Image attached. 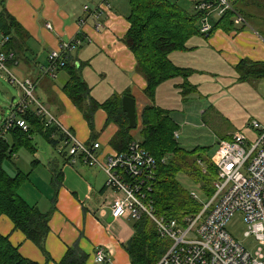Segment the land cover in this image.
<instances>
[{
	"label": "trees",
	"instance_id": "obj_1",
	"mask_svg": "<svg viewBox=\"0 0 264 264\" xmlns=\"http://www.w3.org/2000/svg\"><path fill=\"white\" fill-rule=\"evenodd\" d=\"M183 1L127 0L126 21L129 29L121 41L132 53L136 62L135 72L146 82L143 94L151 101L154 100L158 86L177 78L181 80L178 89L183 100L198 95L197 87L189 81L195 71L178 67L170 59L174 53L187 52V43L194 37L208 40L218 30L227 34L239 33L247 29V25L264 36V0H227V9L220 14L216 12L210 15L199 9V0H193L192 8H187ZM207 2H212L213 5L218 3L216 0ZM4 3L5 0H0V40L6 39V43L0 50L14 54V60L7 63L10 69V66L17 64L29 52L28 41L31 37L7 12ZM88 12H92L90 8ZM237 17H241L247 25L236 23ZM81 20L84 18H79L78 22ZM204 20L211 27L207 33L201 32ZM83 42L84 36L79 32L69 45L78 50ZM72 52L61 53L64 65L56 69L53 78L59 72L66 74L67 81L62 92L82 114L90 129L91 141L96 138L93 116L97 110H103L107 117L105 124L112 123L117 127L109 141V146L115 153H125L133 140H137V136V141L155 160V179L151 195L155 214L181 220L200 212L201 201L212 196V184L217 179L216 168L211 162L208 149L181 148L175 136L178 126L169 117L167 110L154 104L143 109L139 116V126L137 123L135 129H129L128 120L121 109L122 97L130 96L128 91L122 95L114 93L104 102L95 100L91 94L92 88L82 75L88 63L80 61ZM235 71L240 82L264 79V63L244 59L235 67ZM34 97L39 101L38 97ZM18 117L25 120L28 126L26 132L14 126L0 134V217H7L15 230L20 231L28 241L37 246L46 258L45 264H48L51 258L45 251L44 244L50 232L49 220L55 209V198L52 199L53 206L46 213L41 212L35 205H29L19 192L31 172L23 174L17 171L11 176L4 170L3 164L10 161L20 149H25L34 157L37 153L33 143L35 136H40L57 149L56 154L62 159V165L70 164V157L67 155V147L63 145L62 131L55 124L47 125L45 116L37 115L31 106ZM230 138L231 136H226L220 140L228 141ZM60 145L63 147L58 151ZM31 165L38 166V161L33 160ZM51 174V184L57 190L63 176L61 169L57 168ZM180 174L186 175L200 190L204 197L201 201L182 187L178 180ZM133 222V236L123 245L129 256V264H157L169 249L171 241L160 237L156 225L147 217ZM87 259L88 256L75 244L67 248L63 259L57 264H85ZM0 264L38 263L23 258L18 248L11 244L9 237L0 234Z\"/></svg>",
	"mask_w": 264,
	"mask_h": 264
},
{
	"label": "crops",
	"instance_id": "obj_2",
	"mask_svg": "<svg viewBox=\"0 0 264 264\" xmlns=\"http://www.w3.org/2000/svg\"><path fill=\"white\" fill-rule=\"evenodd\" d=\"M101 3L102 0H5L4 5L7 12L31 37L28 41L29 52L17 64L10 66L11 72L18 74L22 80L28 78L32 81L39 101L55 110L58 122L69 129L78 141L88 146L98 143L100 147L97 153L101 155V162H104L109 154L115 153L109 146V141L117 127L112 123L106 125L105 112L97 110L93 116L96 138L91 141L90 129L82 114L62 92L67 81L66 74L59 72L53 78L43 72L51 51L59 49L63 43L73 41L79 32L82 33V47L72 53L80 61L88 63L82 75L92 88V94V82L97 80L107 86L110 96L114 93L122 95L128 91L135 99L138 126L143 109L153 104L167 110L169 117L175 122L172 108L174 103L179 102L184 107L194 95L183 100L178 89L181 80L177 78L158 86L153 101L146 98L143 94L146 82L135 72V59L121 41L129 29L126 21L128 8L119 0H105L108 7L102 6L103 11L95 19L93 13ZM87 5L92 12L86 14L83 7ZM79 18H84L82 25L78 22ZM97 24L102 27L96 29ZM47 25L52 28L47 29ZM187 47V52L174 53L170 59L178 67L195 71L189 81L197 87L200 96L198 83L204 78H195L198 74H205L199 67L201 64L205 65L216 59L224 67H229V72L244 59L264 63V40L249 26L239 33L227 34L218 30L208 40L194 37L187 43ZM57 80L59 87L54 83ZM58 159L56 165L60 167L63 176L56 193L45 187L42 189L40 181L33 178V172L20 189V192L24 190L29 199L42 196L46 201L52 202L55 198V209L49 220L50 232L44 244L45 251L51 258L48 264L59 263L67 248L75 244L88 256L85 264H99L95 262L98 250H102L107 256L102 264H129V256L123 245L133 236L134 222L129 219L113 220L110 217V203L114 193L105 188L106 177L103 171L96 166L87 167L80 159L65 165H62L60 157ZM37 161L40 165V160ZM50 163L53 164L46 162V165ZM51 175L45 180L49 182L50 189L53 188ZM29 193L33 196H28ZM48 209L49 207L46 208ZM13 227L7 217H0V234L9 237L21 256L32 262L45 264L46 258L37 246Z\"/></svg>",
	"mask_w": 264,
	"mask_h": 264
},
{
	"label": "built area",
	"instance_id": "obj_3",
	"mask_svg": "<svg viewBox=\"0 0 264 264\" xmlns=\"http://www.w3.org/2000/svg\"><path fill=\"white\" fill-rule=\"evenodd\" d=\"M199 1V9L209 15L216 12L220 14L229 7L227 0H216V5L207 2L209 0ZM102 6L108 7L107 4L100 5L93 13L95 19L103 11ZM83 11L87 13L89 7L84 6ZM236 23L247 25L241 17H237ZM80 24H83V20ZM46 27L49 30L52 28L51 25ZM100 27V24L96 25V29ZM210 28L209 23L204 20L201 32L207 33ZM5 43L6 39H3L0 46ZM73 50L75 46L63 43L59 49L52 51L43 72L53 77L56 69L64 65L61 53ZM13 60V53L0 50V75H4L11 85L17 86L22 92L20 102L12 109L0 134L14 126L26 132L28 126L18 115L34 106L37 115L45 116L47 125L55 124L62 131L63 145L68 149L70 164L80 159L87 167L96 166L103 171L106 177L105 188L114 193L109 211L113 220L136 221L147 217L156 225L160 237L171 241L169 249L157 264H264V126L255 121L251 123V130L255 134L251 140L235 133L228 141H218L210 158L217 172V179L212 184L214 191L210 198L201 201L200 212L181 220L159 217L155 214L151 199L156 163L141 143L133 140L125 153H113L101 162L100 155L96 153L100 145H85L69 129L63 127L35 99L32 81L28 78L20 80L11 73L7 63ZM62 147L60 145L58 151ZM192 195L198 199L195 194ZM238 212L249 225L245 237L252 235L259 244L254 254L226 231L230 218ZM106 260V254L98 250L95 262L102 264Z\"/></svg>",
	"mask_w": 264,
	"mask_h": 264
},
{
	"label": "rangeland",
	"instance_id": "obj_4",
	"mask_svg": "<svg viewBox=\"0 0 264 264\" xmlns=\"http://www.w3.org/2000/svg\"><path fill=\"white\" fill-rule=\"evenodd\" d=\"M119 2L128 8L127 0H119ZM192 2L193 0H184L183 4L187 8H192ZM102 4H106L105 0H102ZM260 36L264 40V36L262 34ZM199 67L205 72L203 75L198 74L195 78H204L198 83L202 96H192L186 105L183 104L184 107L179 105V102L174 103L175 105L172 107L175 112L173 113L174 123L178 126L175 136L177 134L176 140L181 148L185 150L207 148L211 156L218 141L225 135L230 133L229 136L235 133L242 134L251 140L254 136L250 128L251 123L255 121L262 126L264 125V79L240 82L237 79L235 69L227 72L229 67H224L216 59L207 62L205 65L201 64ZM13 75L22 80L18 74ZM58 82L57 80L54 83L59 87ZM92 87L93 94L92 92L91 94L98 102H104L110 97L107 86L99 80L92 82ZM33 95L36 96L35 91ZM21 98V90L17 86L11 85L4 75H0V129H2L6 119L10 117L12 109L20 102ZM43 105L57 118L55 110H51L45 104ZM57 114H59V111ZM135 137L139 140L137 136ZM33 143L38 150L34 157L25 149H20L10 161L3 164V168L11 176H14L17 170H20L23 174L33 172V178L40 181L39 185L42 189L45 187L52 192H56L58 190L55 188L50 189L49 182H45V180L49 178L51 172L57 170V168L60 169L56 165L59 160V156L56 154L57 149H54L40 136H35ZM66 150L68 151V149ZM37 156L40 165L34 168L31 162ZM46 162H52L53 167H51V163L47 166ZM178 180L184 189L195 193L198 200L201 201L204 198L200 190L188 180L186 175L180 174ZM19 195L29 205L39 206L43 212H48L53 206L51 201H46L42 196H38V199H29L24 194V190L19 192ZM28 196L33 195L29 193ZM48 207L49 209L46 210ZM225 228L229 235L247 251L251 254L256 252L259 244L254 236L245 237L249 225L245 223L241 213L234 214Z\"/></svg>",
	"mask_w": 264,
	"mask_h": 264
},
{
	"label": "water",
	"instance_id": "obj_5",
	"mask_svg": "<svg viewBox=\"0 0 264 264\" xmlns=\"http://www.w3.org/2000/svg\"><path fill=\"white\" fill-rule=\"evenodd\" d=\"M12 101L13 99L11 100V103ZM121 109L122 112L126 115V118L128 120V128L135 129L137 126L135 99L128 95L123 96L121 99Z\"/></svg>",
	"mask_w": 264,
	"mask_h": 264
},
{
	"label": "bare ground",
	"instance_id": "obj_6",
	"mask_svg": "<svg viewBox=\"0 0 264 264\" xmlns=\"http://www.w3.org/2000/svg\"><path fill=\"white\" fill-rule=\"evenodd\" d=\"M98 150V149H97ZM97 153V152H96ZM98 154V153H97Z\"/></svg>",
	"mask_w": 264,
	"mask_h": 264
}]
</instances>
